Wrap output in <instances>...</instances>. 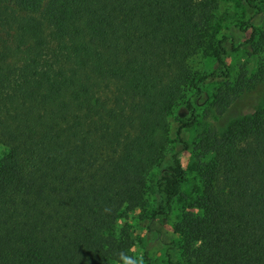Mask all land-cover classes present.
I'll list each match as a JSON object with an SVG mask.
<instances>
[{
  "label": "trees",
  "instance_id": "1",
  "mask_svg": "<svg viewBox=\"0 0 264 264\" xmlns=\"http://www.w3.org/2000/svg\"><path fill=\"white\" fill-rule=\"evenodd\" d=\"M245 4L264 14V0ZM218 10L219 0H0V264H125L135 241L117 221L168 214L176 200L180 264H264V104L192 145L182 136L264 84V65L232 75ZM247 29L259 58L264 23ZM210 51L218 67L194 71ZM183 150L200 184L192 198Z\"/></svg>",
  "mask_w": 264,
  "mask_h": 264
},
{
  "label": "rangeland",
  "instance_id": "2",
  "mask_svg": "<svg viewBox=\"0 0 264 264\" xmlns=\"http://www.w3.org/2000/svg\"><path fill=\"white\" fill-rule=\"evenodd\" d=\"M261 6H263L262 3ZM217 16L216 40L223 39L224 41L227 50L225 63L232 75H249L250 71L256 67L258 68L259 65H264V53L259 58L248 56L246 43L250 40L251 29H247L246 32L240 31L241 24L246 22L256 27L262 26L264 14L248 7L245 4V0H219ZM212 55L213 51H210V55H200L194 59L191 67H193L194 71L201 74L211 73L218 67ZM208 82L209 84L206 88L211 93L216 81L209 78ZM256 104H264V84H259L251 93L244 94L223 116L215 117L212 115V117L205 119L203 115L199 119L198 124L183 132V139L192 145L206 126L222 131L226 128L229 121L239 115L250 112V108ZM176 129L177 123L171 120L170 136L172 139ZM4 153L5 149L0 145V160ZM179 160L187 173V182L183 184L182 191L192 198L196 195V188H199L200 184L195 174L190 171L192 163L191 152L180 151ZM182 206L176 200L168 214L154 215V208L150 207L148 210H138L129 214L127 221L122 218L117 221L118 229L126 225L132 230L135 241L125 264L129 262L134 264H168V254H171V259L174 263H181V238L175 232L174 226L180 220ZM145 251L149 256V261L145 258Z\"/></svg>",
  "mask_w": 264,
  "mask_h": 264
}]
</instances>
